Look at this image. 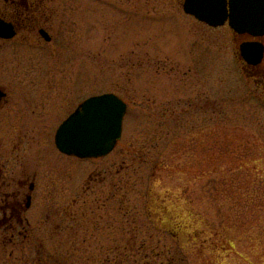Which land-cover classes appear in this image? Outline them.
Returning <instances> with one entry per match:
<instances>
[{"label": "rangeland", "instance_id": "1", "mask_svg": "<svg viewBox=\"0 0 264 264\" xmlns=\"http://www.w3.org/2000/svg\"><path fill=\"white\" fill-rule=\"evenodd\" d=\"M45 1L73 8L57 13L63 42L0 44L48 72L38 123L0 121V206L35 184L0 225V264H264V76L240 40L184 0ZM108 92L127 105L115 149L60 154L58 125Z\"/></svg>", "mask_w": 264, "mask_h": 264}, {"label": "water", "instance_id": "2", "mask_svg": "<svg viewBox=\"0 0 264 264\" xmlns=\"http://www.w3.org/2000/svg\"><path fill=\"white\" fill-rule=\"evenodd\" d=\"M181 7L207 26L227 23L235 34L250 37L251 41L238 46L239 56L249 65L261 63L264 44L258 39L264 37V0H184ZM12 34L11 25L0 20V38H12ZM126 109L113 93L89 97L58 126L53 145L59 153L81 160L106 157L121 138ZM29 202L27 197L26 206Z\"/></svg>", "mask_w": 264, "mask_h": 264}, {"label": "flooded vegetation", "instance_id": "3", "mask_svg": "<svg viewBox=\"0 0 264 264\" xmlns=\"http://www.w3.org/2000/svg\"><path fill=\"white\" fill-rule=\"evenodd\" d=\"M46 3L45 0H0V20L11 25L13 31L12 38H0V44L13 45L16 43L19 45L33 46L40 45L41 43L44 45H52L54 43L63 42L64 39L59 38V35H61L59 30L60 26L62 28V23H58V18H56L57 13L58 11L60 12V18L62 19L65 18V16H63L65 14L71 15L73 8L62 7L57 10H52L47 7ZM185 15L194 19L192 16ZM65 23L66 22H63V25H65ZM225 26L227 25L224 24L223 27ZM53 29L56 31H53ZM230 35H232V39H239L240 43L252 40L247 35L240 36L235 33H231ZM259 41L264 44V37L259 39ZM25 51H28V49L25 48ZM0 54H2V52H0ZM6 55H4L5 59H3V56L0 57V91L3 93V96L0 98V121H3V123H10L14 126H25V124L35 125V123H38L37 114L41 112L40 110L43 105V103L38 101L40 97H43L42 86H44L48 72L38 69L39 65H32L34 57L31 54H17L12 59H7L8 56L6 57ZM237 56L240 59L239 62L242 68L249 74L257 77L264 76V59L260 64L253 66L244 64L240 56ZM13 84L15 85L13 86ZM48 88L49 87H46L45 89ZM75 109L73 111H75ZM4 111L5 118L3 120L1 114ZM73 111H71L68 116ZM66 118H64L62 122ZM2 184L0 183V189L6 185L5 182L3 185ZM34 188L35 184L33 182L28 184V195L25 196L26 201L24 206L21 205L20 201H17V195L12 196V201L8 202L7 193H3L1 199L2 205L0 206V211H2L0 225L5 224L4 226H6L9 223V226H7L9 228L12 226L10 222L14 219L12 217H18V211L21 212L23 207L25 210L30 208L31 194ZM27 197H30L29 206H26ZM7 211L10 212L9 218L7 217ZM24 220L29 226L28 220ZM18 223L19 226L22 224L20 220H18ZM25 231L26 230H24V233L23 231H19L18 235L27 238Z\"/></svg>", "mask_w": 264, "mask_h": 264}]
</instances>
